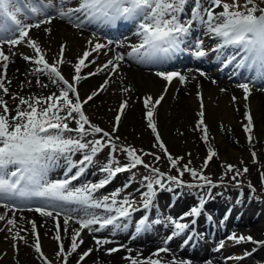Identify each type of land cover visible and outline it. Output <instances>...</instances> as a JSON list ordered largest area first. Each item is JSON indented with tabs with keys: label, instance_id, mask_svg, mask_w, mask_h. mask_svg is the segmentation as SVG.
Wrapping results in <instances>:
<instances>
[{
	"label": "snow or ice",
	"instance_id": "snow-or-ice-1",
	"mask_svg": "<svg viewBox=\"0 0 264 264\" xmlns=\"http://www.w3.org/2000/svg\"><path fill=\"white\" fill-rule=\"evenodd\" d=\"M189 0H76L75 6H71V0H0V91L4 96L9 95V88L5 86L6 71L8 68L9 54H6L4 46L7 45L11 55V49L20 45H26L32 49L33 55H24L26 61L39 66L36 71L47 75L52 84L56 85L58 92L47 96L24 97L12 95V100L18 101L15 108H11L6 100L0 98V208L5 211L0 213V221H6L8 231L11 232L17 225L15 213L25 210L21 205L35 204L28 207V211H34L40 216L51 218L56 225L54 239L58 242V250L55 257L60 264H69V258L78 255L76 264H82L88 258L93 248L79 252L84 240L81 233L87 229L99 232L108 226L117 229L121 227L118 221L121 218L130 219L133 212L137 211L134 201L128 196L117 199L120 190L111 195L97 197L96 193L105 188L120 173L131 171L138 165L149 169L153 174L145 176L144 185L146 192L141 193L143 207L147 209L156 196V187L165 189V177L167 181L174 182L177 186H183L179 178L185 172L202 181L203 184L188 185L189 187H203L205 185L215 187L212 180L197 171L195 168L184 164L178 167L183 157H173L161 138L155 120L157 106L165 100L169 86L174 80H179L183 85L188 82V77L175 70H159L155 72L158 78L164 80L163 91L156 97L146 94L140 99L145 109L147 127L154 134L155 143L153 148H158L170 162L172 168H176L179 176H168L161 172L158 167L146 163L144 156H152L159 162L161 156L155 152L137 151L131 145L121 146L116 143L120 137L116 135L122 122V117L130 107L128 93L133 91L130 86H123L121 91L125 94L118 108L115 110L114 123L111 131L93 123L86 114L85 105L93 101L95 97L106 91L112 82V77L119 74L120 64L124 61V54H116L102 65H97L96 71L84 73V69L96 64L97 58L107 55L109 45L113 42H99L96 33L87 39V47L75 58V62L66 59L69 45L67 42L60 44L59 52L53 60L47 58L48 52L41 46L38 39L30 35L32 29H41L43 25H50L54 19H66L73 27L84 29L94 25L97 29L114 27L118 22H137V35L140 42L131 46L128 53L141 63L167 65L178 53L188 49L189 42L186 37L190 35L194 23L197 21L205 26L206 34L219 38V43L211 51L218 53V58L223 57L224 67L234 65L235 69H243L250 76L246 81L264 80V0H208L209 6L204 7L202 0H193L191 18L185 20L182 14ZM219 9V11H217ZM24 16V20L18 18ZM34 19L28 23L25 20ZM43 31L51 35V28H43ZM182 45L184 47L182 48ZM231 48L233 51L224 55L223 50ZM95 54V55H94ZM191 55L200 59L207 55L204 49V41L198 39L191 47ZM70 64L74 74L66 77L62 67ZM100 72H106L107 76L99 87L86 97H82L78 90L81 81ZM200 75H205L201 72ZM10 83V81H8ZM37 83H40L38 80ZM47 87L46 84H41ZM244 92L245 101L251 95L249 82L238 85ZM223 91V90H222ZM200 100L199 119L195 129L202 132V139L208 140V126L205 123V111L203 95L197 92ZM233 101L237 98L233 96ZM247 123L244 131L248 134L249 143L253 141V116L251 111H246ZM74 124L75 127L70 125ZM74 134V135H72ZM88 137H92L88 139ZM107 148L109 157L99 171L105 173L104 177L97 182H86L76 186L73 182L79 181L85 172L95 162V158ZM123 153L128 159L127 164H121L116 158V153ZM81 153L78 160L73 156ZM253 163H256V152L252 153ZM191 155V154H189ZM217 153L211 148L204 161L203 168L208 166L209 161ZM63 161L65 171L63 178L50 179V173L59 167ZM189 164L191 161L188 162ZM243 163V161H241ZM249 171L248 167L242 170L235 165H226V172H233L232 179ZM264 182V172L261 173ZM239 183V182H238ZM129 185H124L127 188ZM252 188V185L249 184ZM167 190L171 191V188ZM254 190V189H253ZM76 205V207H69ZM205 207L202 199L199 206L192 207L186 216L199 217ZM93 209L103 210L109 215H98ZM11 212L12 216L8 217ZM61 217L63 231L68 232L69 222L78 224L70 235V244L66 248L61 237ZM147 217L137 223L136 232H141L146 227ZM158 222V221H157ZM31 224V234L35 238L34 250L44 261V264H53L42 251L37 224L34 220ZM179 231L173 232L172 236L179 235L189 227L187 223L172 221ZM192 223H195L193 220ZM94 225L98 227L93 228ZM123 227H127L124 225ZM0 228V231H3ZM26 232L27 229H21ZM169 237V239L172 238ZM23 241L27 244L26 237L17 232L13 240ZM95 244L99 246L96 251L110 243L107 239L93 237ZM228 239L236 243L250 242L264 244L255 241L252 236L237 235L233 233ZM13 247H17L16 244ZM123 247V246H121ZM220 248L224 244L219 245ZM120 247L107 248L105 251L111 255L120 251ZM168 248H159L151 256L139 259L128 255L124 259L129 264H189L188 261L171 260L164 261L160 258L161 253H167Z\"/></svg>",
	"mask_w": 264,
	"mask_h": 264
},
{
	"label": "bare ground",
	"instance_id": "bare-ground-1",
	"mask_svg": "<svg viewBox=\"0 0 264 264\" xmlns=\"http://www.w3.org/2000/svg\"><path fill=\"white\" fill-rule=\"evenodd\" d=\"M242 2V0H241ZM263 6V5H262ZM208 7V5H206ZM219 11V9L217 10ZM43 28H51L52 32L51 35L46 34L43 31ZM34 30V29H33ZM42 33V34H41ZM33 37L38 39L41 46L48 52V56L50 59H52V55L56 52H59L60 44L63 42H67L69 45V50L67 52L66 59L68 61H73L70 59V56H75L78 52L81 51L82 48L87 46V39L89 38L86 35H82L81 33H75L71 30V28L61 22H58L56 20L53 21L50 25H44L41 27V29H35L33 33ZM56 41L58 44H56ZM6 54L9 51V48L7 45L4 46ZM12 50V49H11ZM84 50V49H83ZM82 50V51H83ZM119 51H121V45L113 44L110 46L108 50L107 60L112 58L114 55H116ZM8 68L6 71V80L5 86L9 88V92L11 95H19L24 97H32V96H47L50 93L56 92L57 86L56 85H50L47 84L44 81L39 80L35 73L33 72L31 66L26 62V60L17 55H11L10 60L7 62ZM2 64V62H0ZM1 69V68H0ZM63 70L65 73L69 76L72 75L73 68L70 64H66L63 66ZM3 72V69L2 71ZM86 72V69H84V73ZM182 74L186 75L188 77V82L186 84H181L179 80H174L172 84L169 86V90L165 96V101L162 102L158 109L159 117L161 115V118L159 119V126L162 128V133L167 137H171V129H174L175 131H181L186 130V125L189 126L190 122L195 120L197 113H199L200 108L198 107V100L197 99V92H201L204 98L205 106V121L208 122V129L216 131L217 134H219V139L221 142L218 143V149L219 150H232L233 153H236L235 155L242 154V150L237 149L236 147H233L229 143V137L232 139V142L237 143V147L241 148L243 147V144H245L247 147V151L254 150L256 153H259V141L255 140L252 146V143H249L247 139L242 140L241 137H243V132L241 130V126L245 125L247 123L246 118L237 119L239 117L240 113L242 111L239 110H233V106L231 103V98L235 96L236 102L239 104H242L241 101H243L241 98V89L238 86H225V87H219L215 85L209 78L206 76L199 75L197 73H193L191 71H185L182 72ZM3 74V73H0ZM100 75H104V77L101 78V82L103 83L107 73L106 72H100ZM98 76L95 78H92L89 80V82H92L96 80ZM40 81V83H37V81ZM10 81V83H8ZM165 81L161 78H158L157 76L150 75L148 73H143L141 71L135 70L127 65L120 64L119 74L112 77V82L109 84L108 89L112 91L113 94H115L116 101V109L118 108L120 102L122 99L125 98V94L122 93L121 88L123 86H130L133 91L127 94L130 99V107L126 110V114L123 116L124 119L127 120V124H130L131 127L138 128L142 125L141 121V113H143V108L140 106L138 100L140 97H143L146 94H154L158 96L165 86ZM41 84H46L47 87H42ZM223 90V91H222ZM84 92H82L83 94ZM91 93V92H90ZM90 93L83 95L82 97H86ZM103 93V92H102ZM0 94H3L2 91H0ZM105 96V91H104ZM240 98V99H239ZM250 102L249 106L252 108V116H253V132L257 133L259 137H264V91H256L251 92V95L249 96ZM103 102L100 101V97H95L93 101L90 103H93L94 106L98 104L99 102L102 103V106H97L100 109H104L106 107H109L111 105L114 106V101L108 99L106 96L102 98ZM107 100V101H106ZM105 102V103H104ZM18 101L12 100L10 98L9 106L11 108H15ZM108 108V109H109ZM114 109V108H113ZM116 113V111H115ZM196 114V115H195ZM96 118H99L97 121V124H102L103 127H106V122L102 120L99 116H94ZM172 117V118H171ZM162 120V121H161ZM178 127L179 129L177 130ZM223 128V131H225L228 136H226L227 140L223 139L221 133V129ZM145 128H143V131ZM189 131V134L192 136V138L195 136L197 137V130H193L194 126L191 128L189 126L187 128ZM107 130V129H106ZM193 130V131H191ZM146 133V132H145ZM187 134V132H185ZM149 132L145 134V139H148L149 141H153V138H148ZM247 138V136H245ZM256 138V137H255ZM200 142L196 145V151L200 152ZM228 144V145H227ZM227 147V148H225ZM198 152V153H199ZM215 191V190H214ZM211 191L210 196L212 197H220L225 198L227 197L220 194V192L217 191ZM244 199L246 201H249L251 206L258 205V207H261L262 216L264 217V203H258V199L252 198L249 195H244ZM222 202V201H221ZM211 203V202H210ZM216 205V204H215ZM5 210L3 208H0V213H3ZM257 213V212H256ZM16 219H17V225L16 227L9 232L7 229L8 226L6 224V221H0V228H3L4 230L0 233V250H5L7 252H10L11 254V262L9 261L8 264H32V262L23 257V253H25V250H27L28 245L24 244L18 240H13V236L20 232L21 235H24L25 237H28L27 231L21 232V229H27L31 228V224L29 221L34 220L37 224V231L41 237L43 248L46 251L47 254H49L52 257H55V253L58 249V242L53 238L55 235V228L53 225V220L49 217H43L40 216L38 213L34 211H18L15 213ZM12 213H8V217H11ZM255 215L252 216V219ZM261 216V215H260ZM63 220L61 217V237L62 242L65 244L66 248L70 244V235L72 233V230L74 228H78L79 225L75 224L74 222H69L68 225V232L65 233L63 231ZM246 227H254L252 229H249L247 231H251L250 233L259 237L263 235L264 228L259 226H254L253 224H248L241 228ZM244 229H241L244 230ZM245 232V231H243ZM81 236L84 240V243L81 245L79 252H83L87 250L88 248H93L94 251L92 254L84 261L82 264H129L128 260H125L123 257L121 258V254H113L109 255L106 254L105 249L111 248L108 247V245H104L102 248H100L98 251L97 249L99 246L95 244V241L93 239L94 236H91L88 234L87 231H83L81 233ZM97 238H101L102 236H95ZM115 241H110V245L113 244ZM16 244L17 247H13V245ZM31 242L29 243V245ZM120 245V244H118ZM116 245V246H118ZM122 246V245H120ZM8 248L11 251H8ZM131 249V256L135 257L136 254H144L146 256H151L153 254V248L152 247H144V245H137L132 248H125V251L128 252V250ZM14 252H18L19 256L17 259L14 258ZM258 252L257 256L259 258L264 257V250H257ZM71 261L76 259V255L74 254ZM179 261H185L184 258L178 257L171 258V260ZM90 260V261H89ZM77 261V260H76ZM244 262L243 264H245ZM4 264V261L1 263ZM34 264V262H33ZM197 264H222L220 261H215L212 259H203L201 261H198Z\"/></svg>",
	"mask_w": 264,
	"mask_h": 264
},
{
	"label": "rangeland",
	"instance_id": "rangeland-1",
	"mask_svg": "<svg viewBox=\"0 0 264 264\" xmlns=\"http://www.w3.org/2000/svg\"><path fill=\"white\" fill-rule=\"evenodd\" d=\"M56 44L57 41H56ZM100 84V79L97 78L96 80L92 81V82H88L87 87L89 89L91 88H96L98 85ZM89 91V90H87ZM153 95L154 97H156V95L154 94H150ZM115 96L113 95V93H109L107 98L110 99V101L114 98ZM101 102H103V100L100 99ZM107 101V100H106ZM114 101V106L111 105L110 108L104 106V109L102 108L100 110V108L98 107H94V106H89V104L86 107V114L91 118V120L97 124V121L99 120V118H96L94 116H100V118L102 120H104L106 122V127H103L105 129H107L108 131H111L112 126H113V121H114V113H111V110L113 108H116V99H113ZM141 99L139 100V104L141 106ZM245 101V100H243ZM100 102V103H101ZM246 102V101H245ZM100 103L96 104L97 106H100ZM105 103V102H104ZM233 103V106L238 105V107L241 109L242 107V111H244V104L239 105L237 103ZM248 104V103H247ZM109 108V109H108ZM252 110V108H250ZM98 110V111H97ZM234 110V109H233ZM145 112H143V114L141 113V121H142V125L139 126L138 128L135 127H131L130 124H127V120L126 119H122V122L119 126V129L116 133V135H118L120 137V140L116 141L118 145L121 146H128L131 145L134 148L137 149V151L139 152L140 150H143L144 152H155L157 155L161 156V160L159 162L155 161L154 158L152 156H144L145 162L151 164L153 167H158L160 169L161 172L166 173L168 176H179V173L177 172L176 168H172L170 166V162L166 159V157H164L163 153L158 149V148H153V144L155 143V138H154V134L150 133L148 131L147 126V122L145 121ZM198 114V113H197ZM243 115L237 117V119H242L243 116L245 115L244 112L242 113ZM157 115V114H156ZM196 115V114H195ZM156 117V116H155ZM245 117V116H244ZM158 118H161V115L159 117L158 114ZM172 118V117H171ZM145 119V120H144ZM199 119V117L196 115L195 120L190 122L191 128L196 125L197 120ZM158 119L156 118V121ZM162 121V120H161ZM205 123L208 126V122L205 121ZM99 126H103L101 123L99 124ZM186 125V130H181V131H175L174 129H171V137H167L162 133V128L159 127V131L161 133V138L163 139V141L166 144V147L168 148L169 152L173 155V157H183V160L180 161L178 167L184 165V164H188V167L190 168H195L198 172L203 171V174L206 175L207 177H209L213 184L216 185V187H219L220 189H224V186H227L229 189H233V187H235L236 189H248L249 192H252L254 194V196H257L258 198H261L262 201H264V182H262V178H261V173L264 172V137H259L258 134L256 133H252L253 135V141H252V146L255 140L259 141V153H256V163H253V157H252V152L254 150H250L247 151L246 149V145L243 144L242 149L237 147V143L232 142V139L228 136V134L223 131V128L220 130L221 131V135L223 137V139L227 140L226 136L229 137V143L230 145H232L233 147H236L237 149L242 150V154L235 155L236 153H233L232 150L226 149L224 151L219 150L218 149V143L221 142L219 139V134L216 133V131L213 130H209V135H208V140L207 142H205L202 139V132L197 130V137H193L189 134V131L187 128L189 127ZM143 128H145V132H149L148 138L152 139L153 141H149L148 139H145V132L143 131ZM177 130L179 129L178 127H176ZM241 130L244 131V125H242ZM193 131V130H191ZM187 132V134L185 133ZM243 137H241L242 140L247 139L245 136H248V134L246 132H243ZM256 137V138H255ZM200 142V148L201 151L198 153L196 151V145L197 143ZM228 145V144H227ZM212 149L213 151H215L217 153V155L215 157H213V159L211 161H209L208 166L206 168H203V164L204 161L208 155V151L209 149ZM227 148V147H225ZM191 154V155H189ZM119 156V161L121 164H127L129 161L127 159V157L125 156V154L123 153H119L117 154ZM108 156L105 155V160H107ZM191 161V163L189 164L188 162ZM241 161H243V163H241ZM228 164H232L235 165L238 169L242 170L245 166L249 168V171L247 173H244L243 175L237 176L236 179H232L234 173L233 172H226V165ZM145 168H141V169H136L135 172L138 178V185H140V189H142L143 187H145L144 185L146 184V181H144V177L145 176H149L151 177L153 174L150 172L149 169ZM187 175L190 178L189 179H194V180H190V181H196V182H202L199 181L198 179L194 178L190 173L185 172L184 175L182 177H179L182 181L187 180L184 176ZM126 178H129V176H126ZM165 181L168 184L171 185H176L174 182H170L167 181L166 177H165ZM239 182V183H238ZM249 184L252 185V188L249 187ZM177 186V185H176ZM178 190H180L181 193H183L184 191H187L188 193L190 192V189H192V187H189L187 184L183 183V186H178ZM146 188V187H145ZM195 188V187H193ZM254 189V190H253ZM145 189H142V191H144ZM233 191V190H232ZM231 192V190H230ZM248 192V193H249ZM264 223V221H263ZM33 240V238H31V241ZM8 251H11L8 248ZM45 253V255L47 257H49L50 260L53 261V264H60V261L58 258L56 257H50L49 254H47L45 251H43ZM82 252V251H81ZM19 256V253L14 252V258L17 259V257ZM23 257L29 259L32 264L34 262V264H44V261L39 257V255L35 252L34 248L32 246L28 247L27 250H25V253H23ZM122 257V256H121ZM11 254L10 252H7L5 250H0V264L4 261V264H8L9 261L11 262ZM78 259V255H76V259L71 261L72 258H69V264H76V260ZM90 261V260H89ZM263 262V263H260ZM84 263V262H82ZM21 264V263H19ZM98 264H102V263H98ZM258 264H264V258H261L258 261Z\"/></svg>",
	"mask_w": 264,
	"mask_h": 264
}]
</instances>
